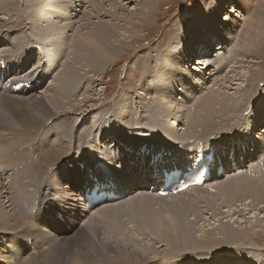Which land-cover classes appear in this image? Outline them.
Segmentation results:
<instances>
[{"label":"rangeland","instance_id":"rangeland-1","mask_svg":"<svg viewBox=\"0 0 264 264\" xmlns=\"http://www.w3.org/2000/svg\"><path fill=\"white\" fill-rule=\"evenodd\" d=\"M31 1L33 2L34 0ZM46 1L47 0H42L41 2H38L35 0L33 5L29 3V0H0V26L2 27L0 31V60H2L3 68L7 72H9L6 81L10 78L16 77V72L19 70L18 68L20 67V61L26 60V51L23 50L22 53L20 54H13V48L8 47V45L11 41L14 43L16 48H19L24 42L27 45L34 44V39H36L38 35H36L37 33L33 30V27L38 30L39 34H40V30L36 27L35 24L33 25V22L38 20L40 17H42V12L44 9L40 7L46 6L48 4L46 3ZM58 1L62 4L63 3L66 4L63 0H58ZM87 1L88 0H86L84 3L83 0L82 1L67 0L68 4L63 5L65 11H63L60 15L63 16L64 20L60 23L62 25V33H64L66 39L69 38V40L67 42V45L60 46V47H65L64 50L67 52L66 58H64V60H62L60 63H57L58 62L57 60L58 59L60 60V58H58L56 55H54L53 58H51L53 62L56 61L55 64L57 65V70L54 73L53 77L50 79L48 77L43 78L41 80V83H43L44 86L39 88L38 91L32 97H28L24 100H21L22 103H19L18 105H13V102L10 103V106L7 107L9 109L7 110H5L3 107V101H2L3 95L0 96V129L6 128L5 132H6V140H7L5 141L6 143L2 142L5 143V148L1 149L0 146V159H2L0 162L4 163L3 166L6 164L4 167H2L1 165L0 169H4L7 165H9L10 160H15L14 163L16 162V164L23 163L22 164L23 167H28L30 169V167L32 166L31 156H30L32 150L29 146L31 145L30 143L32 142H30L27 139V136L25 135L29 134L28 136L30 138L35 136L36 137L35 139L37 140L40 139L42 136L51 141L57 140V135H58L61 139L70 143V139L72 138V136L76 132L81 131L82 128L80 127L82 125L84 127L90 126L85 130L90 131L93 128L94 133H91L93 134L92 136L81 137L80 139H78V142L75 144L76 146L75 148H77V150L80 151V155L83 154L82 155L83 157L80 156L79 158L81 159V166L79 167L76 164L77 169H86L87 160H88L87 159L88 155H86L88 151L86 149L88 147L87 145H85V143L86 140L90 142L91 137H95L96 139H99L98 140L99 143L102 142V141L100 142V140L103 139L106 140V138L111 140L112 138H114L115 139L114 143L112 144V140H111L110 142L111 144L108 145V148L104 146L102 147L103 148L102 150L103 151L106 150L104 151V155L107 156L108 152L110 153L112 152L111 154L112 155L115 154L116 155V156L114 155L115 158L120 160L122 158L119 153L120 149H124L125 147L124 145L121 144V142L128 144L127 142L128 140L130 139L139 140L138 137L142 136V134L140 133L135 134V130H137L138 126L145 124L148 129L153 131L154 129L153 126L148 124L147 122L150 119H153L157 124L160 123L159 118L158 120H156L158 117L157 108L159 111V115L161 117L165 119L169 117L167 116L165 110L159 108L162 106L166 109H169L167 105H171L172 95L170 94V97L167 95H169V93L172 92L168 89V87L172 88L173 91L175 92L174 99H179L180 97L178 95L184 91L186 93V95L183 97L184 99L182 98L183 100L182 99L176 100L175 102L172 103L171 106L172 109L177 108L179 111L181 110L180 112L182 115L177 120L173 121V123L164 126L165 128L163 129L165 133L169 134L168 135L169 140L168 138L166 139L165 136L166 134H164L163 132V135L161 137H158V138H162L161 141L158 142V144L160 143L159 145L161 148H159L158 146L154 147L153 145L154 140H156L157 136L149 138L150 142L140 141L138 142V145L142 147L137 149L134 148V151L128 153L129 155L126 153L124 160L115 164L116 168L114 170L117 172L116 173L117 179L121 180L124 178H129L132 175V173H134V170L136 173L139 172L136 170V168H138V162L140 160L139 159L140 150L145 152L147 156L152 157L157 153H163L165 156H168V153H170L171 148H176V149L182 148L184 154H189L201 147L202 141L204 140V137L207 136V134H205L204 136L203 134L200 135L202 141L198 140L199 138H196L195 140V134L197 133L199 135V133L203 131L201 130L202 128L200 126V122H198V118L193 116L195 115L196 112L195 100H194L195 96L201 94L206 95V93L209 90L218 91V93L221 95L220 98H222L224 101H226V98H223V96L225 97L226 95L237 96L239 94L240 88L242 89L244 87L246 80L244 81V79L243 80L240 79L238 81V85L233 84V88H231L232 81L235 78V76H239L240 71L243 74L249 73V68L254 72H259L262 75H260L259 78L260 80H257L256 82L247 85L245 90L242 92L243 94L242 97L245 98L247 102V107L245 106L244 107L245 109L243 108L240 110H235L236 112L240 111L239 114H236V117L238 115L239 118L241 117L242 119V117L245 116L249 104L251 107L254 106L256 104L255 99L259 97V95L264 94V86H263L264 61H261L260 64L247 62V65H244L246 61H251L254 59V57L251 56L252 50H255L256 48L262 47L264 45V36H263L264 35V2H262L261 0L259 1L247 0L248 3L250 1L252 2V4L247 7L245 6L246 4L243 3L242 5V2L238 0L236 4L232 5L233 7H237L239 13L233 14L232 18L229 19V21L225 20L224 23H222L229 27V32L227 33L229 37L227 35H224L222 41L218 40L220 49L222 52H225V55L222 56L223 58L221 57L223 60L220 59V61L221 60L222 61L221 62L219 61L217 63L215 59L216 53L214 51L213 57L204 60L203 66L206 69H208L207 72H209V74L207 77L208 80H206L207 83L205 82L206 85L204 84L201 89L195 88L193 83H191L192 81H190V75H188L187 69L189 65H192V63H194V60H192V58L190 59V62L187 63L186 65L187 67L185 66V68L182 71L183 77L187 79L186 83H184V87L179 86V84H182L180 83L181 81L177 80L174 82V80L177 79L180 74L175 75L174 73L171 72L172 71L176 72L181 70L180 69L177 70L175 62L172 61L173 54L171 52H173V50L169 52L167 51V49L173 47L176 48L177 51L183 54L185 52L187 53L188 51H191L192 47L197 45V39L194 36V32H196L197 30L196 28H198L201 25L202 21L198 20V18L195 19V21L194 20L189 21L188 19L189 18L191 19V17H187V16L189 14H193V12L197 10L199 11L196 13V15L202 10L205 11L207 8L210 7L216 8V5L214 4L215 1L218 0H206L207 2L205 3L203 2V0H147L146 2H142V0H124V1L112 0V1L103 2L104 7H106L109 11L108 14L102 10V6H103L102 4H101L102 5L101 8H99L100 10H98L96 8V5L98 7V4H96L95 0L94 1L92 0L89 3H87ZM111 2L113 4H111ZM230 3H234V1H231ZM36 4H38V6ZM73 4H75V6ZM197 4L200 5L197 8V10L191 9L192 6H195ZM27 5L29 6L31 5V7L34 9L31 20L32 21L31 30L29 29L28 26L24 25V21H25L24 19L28 17ZM35 5L37 7V10L35 8ZM226 11H229V9H225V12ZM133 14L135 15L136 18L135 28H134L135 25L131 27V24L127 23V21H125L123 18L129 15L132 16ZM210 14L211 12L206 14L207 17H210ZM113 21H115L114 23L120 25V27L115 31L116 33L115 39L119 40L118 42L116 41V45L118 44L119 46L115 47L114 45H111L108 46L106 49L105 47H103L102 48L104 50L103 53L101 55H98L97 58L91 60L90 55H88V53L94 52L96 49L95 45L93 46L90 43V41L92 43L94 42V35L92 34L93 27H95L97 23L104 25L103 22H106L107 25H109L108 23L110 22L113 23ZM236 21L246 26L245 31L242 33V35L236 36L237 38L231 37L230 35V29H232V27L235 25L234 23H237ZM89 22L90 24H88ZM194 22H196L197 24ZM45 24H47V21H45ZM201 26H202L201 28L204 29V31H207L209 29V26L206 23H202ZM68 27L69 30L71 29L70 31L68 30ZM202 29L200 31L201 35H202ZM168 32H171V36L167 42H164L163 34ZM77 33L78 35H76ZM25 34H27L26 37H23V35ZM73 34H75V36L71 37V35ZM6 35H9L11 37L10 41L1 39ZM79 35L83 37V39L87 43V48L84 51V53L86 54L83 56H81V54L83 53L82 49H78L76 45L72 46L73 40L75 41ZM180 35L181 38L183 39V41L181 42H180ZM16 36L17 38H21L19 39V42L16 41ZM249 38L250 41L248 40ZM251 38H253L254 41ZM209 40L210 38H207L203 42H205V44L207 45L208 44L210 45ZM233 40L235 45L233 44ZM215 41L216 39L214 40V42ZM4 42L5 44H3ZM48 42L49 41H47V43ZM60 42L61 41L57 39V44H59ZM240 42L242 43L243 47L246 45H248V47L246 46L247 48L246 47L243 48ZM249 43H251V45ZM260 44H262V46ZM228 45L229 47L227 48L226 46ZM248 48L250 49L251 52L249 51ZM211 49H213V46H211ZM228 49H230V51L232 52H230ZM245 49H248V52ZM226 51L229 52V54H227ZM163 55H165V57H163ZM227 55H229L228 60L225 59L228 58L226 57ZM86 56L89 57V60L87 59ZM37 58L39 59V57ZM67 58H69V61L71 59L72 62H74L75 60V63H77V65H79V63L82 61V64H84L85 66L84 65L82 66L84 67V69L83 68L79 69L77 78H75L71 83V85H69L68 90L69 91L72 90V92L69 93L68 91L67 93V95L69 94L68 98L65 99L61 94L62 106L61 108H59L55 105L52 106L50 101H43V100L45 99L46 93H50L51 90L54 88L52 87L54 86V81L56 80L57 75H60L59 71L60 69H62L61 67H63L62 66L63 63L64 64L66 63ZM106 59H108V62H106ZM164 59L165 61H163ZM213 61L216 63H214ZM195 63H197V61H195ZM212 63L216 65H213ZM162 64L163 66H161ZM164 64H166L167 66ZM225 64L228 66H226ZM198 65L200 67V64ZM217 65L219 67H217ZM13 66L15 67V69ZM25 68L26 67H24V69ZM37 70L35 68L25 69V74L29 77H32L33 75H37L39 73L40 70L39 69ZM32 71H34L33 75L31 73ZM167 71L169 74L167 73ZM170 74L171 76H169ZM160 76L162 77V80L164 78L166 79L168 77H171L172 80L168 81L171 84L168 85L166 84L167 82L165 81L166 85L164 86L161 84V82L155 81V79L157 78L160 79ZM76 82H78L77 83L78 86L75 84ZM17 86L13 89V91H10V93L13 94L14 91H16ZM199 86L201 87V84ZM235 87L236 88L240 87V88L239 90H236ZM166 89L169 90V93H166ZM162 93L165 94L164 97ZM40 96L42 97L40 98ZM16 98H20V97H16ZM197 98L198 100L196 102V105L200 104L202 98L204 102L202 100L201 103H207L206 102L207 97L199 96ZM143 102H148L144 108L142 107ZM208 102H210V99H208ZM72 106H73V110L69 111V109H71ZM203 107L204 106L202 104L200 106V109H198V107L197 109L200 111L201 109H203ZM54 109L57 113L54 112ZM32 112L34 113L33 116L29 119V121L26 120V116L28 114H31ZM119 113H123L124 118L128 116L131 117L133 121L130 122V124L132 125L127 127L126 125L124 126V122H122L123 124H121V121H123V119L121 118L123 116ZM34 117H38V118L40 117V119L38 120L36 126H34L33 129H30L31 131L28 132L27 128L29 129L33 127L29 123L31 122V119ZM249 118L248 120L247 119L243 120V122H245L244 124L243 122L233 124L229 130H225V127L223 126L221 128V131H219V134L217 135L218 138L220 139L227 135L231 136V134L234 135L238 133L240 129L242 134H244L243 131H245L246 135L249 133L252 134L251 136L252 138L247 137V140H249V142L252 139L253 141L255 140L254 143H251L253 146L256 145L259 148V146L262 145L264 147V141L262 139V137H264V133L262 132V130L256 131V128L260 127V121H259L260 119L255 122L257 124L254 123V127L257 126L255 129L250 128L249 130H247L245 129L244 126L245 124H247V122H249ZM170 119L171 118H168V120ZM227 122L228 120L226 121L223 120L221 124L225 125ZM118 123H120L121 125L119 124L120 126H118ZM159 125L160 126L158 127L161 128V123ZM248 126L250 127L249 124ZM139 130L140 129H138L137 131ZM1 131H3V129H1ZM142 133H144L143 130ZM183 134H186L185 137H181ZM228 137L229 136H227V138ZM118 139H121L122 141H118ZM224 139H226V137ZM256 140L258 141L256 142ZM43 143H46V141L43 140ZM144 143L153 146L155 148V152L153 154H148L145 151V148L143 147ZM49 144L51 145V142H49ZM83 145L85 146L83 147ZM130 145L133 144L131 143ZM163 145L165 147H163ZM252 145L249 146L250 148L247 147L246 149L247 154L251 150ZM263 147H260L259 149L263 150L264 149ZM81 148H83L84 150H82ZM163 150H165V152ZM13 152H15L16 154L14 155ZM227 152L228 154L230 152L228 148L226 150V154ZM72 153L73 154H71L70 158L66 160V163H64L61 166V169L63 170V177L59 180V182L63 184L61 186L63 188L69 186L70 177H71L70 169L72 164L76 163L74 161L73 163H70L72 161V158L76 157L74 152ZM239 153H244V152L242 151L237 152L236 155L234 156V158L237 159L236 161L238 163L237 164L238 168L225 172L223 174V179L225 180L227 179L228 181L227 180L226 181L231 185L234 186L241 185L242 188H244L245 190L251 189L255 193L257 189H255L253 186L251 187H246V186L249 185L250 179L258 180L260 184L264 186V169L262 170L263 168L262 167L258 171V174H256L255 176H251L250 178V172L249 171L247 172V168H245L244 163L242 162L243 159L240 158L243 157L242 156L243 154L240 155V157L238 158ZM90 154L92 155L93 152H90ZM248 155L252 156L253 154L249 153ZM15 157H17L18 159H13ZM216 159L217 160L222 159L223 161L221 160V163L225 166L228 165L229 164L228 161H230V159H225L224 155H218ZM114 160L117 161L116 159ZM90 162L91 161H89V163ZM64 166L66 169L64 168ZM247 166H250V161H247ZM51 173L57 175L56 172L54 171H52ZM11 174H12V170H9L2 174L3 182H1L0 180V196H2L3 199H0L1 201L0 203L4 205L11 204V206L15 207L13 200L16 199L17 193L15 192V188H13V185L10 184L11 182L10 180L15 176ZM137 177L141 182V179L143 177H141L140 174H137ZM40 180H36V182L32 186L33 189L31 192L32 203H28V202L26 203L27 205L30 204V207H28V209L26 208L27 209L26 214L28 215L29 213H31V218L32 219L36 218L37 221H41L43 225L45 224V222H47V219L45 218L44 214H40V210L42 209V206L45 205L47 207H53V202L56 203V200L54 198L59 200L58 195L49 196L47 194L49 198L46 197L47 198L46 201L43 198L46 195L47 189H52V187L54 188L55 185L58 186L57 185L58 180L56 181L51 180L49 184L43 188H41V183H39ZM147 180H149L147 182L150 184L152 177L150 175L147 176ZM51 182H52V186H51ZM219 187L221 186L217 184H214L213 187L211 188L201 186L198 189H195V191H193L190 194H187L185 191L178 193V194H183L180 195V197H174L173 195H169L167 197L159 195L161 197H158L155 195L154 192H151V189H147L146 191L143 192L144 188H142L141 189L142 191L140 190L141 192L140 194H144V197L142 199L143 201L140 200L139 202H136L133 205L126 204V202H128V200L130 199L131 202L133 201V194H132L126 196L125 200L123 201V202L126 201L125 203L120 201L118 202V204L111 205L110 214H107L104 217H102L100 216L101 214L97 212L95 216L103 218V220H99L97 224L92 223L89 226L86 224V222L82 220L83 225L77 226V228L75 227L76 229L75 231H73L74 240H71V245L69 247H62L58 249V252L60 254L58 253L57 255H55L51 251V247L52 245H54L51 243L61 242L63 244H67L68 246L70 241L68 242V241L51 240L50 238L55 232L54 228H52L51 233L45 234L44 231L36 228V226L34 225L35 223H33V226L35 227L33 228L35 231H32L31 229H28V231H30V233L33 235L29 237H33L32 239L33 241H35L36 247L33 248L32 244L28 243L26 238L20 237L24 235L23 233L22 234L14 233L15 234L14 236H16L15 237L16 240L19 242L17 243L18 250H16L15 252L16 255H14L15 253L10 252V250L14 248V247H10L12 245L11 236L13 234L7 235L2 231L0 233V243H1L0 252L3 253L5 251V247H8L7 248L8 257L12 260L10 264H40L34 261L35 258L42 259L43 260L42 264H47V263L59 264L60 260L63 261V264H73V263L74 264H85V263L122 264V259H126V260L136 259L137 261L139 260V263L137 264H169V263L170 264L216 263L217 264L218 257L221 258L218 264H222L223 261L224 263L227 262L230 264H240L241 262H247V264H252L253 262L259 263L261 261V263L264 264V205L263 203L256 201L255 204L257 205V207H255L252 205L254 204L252 200H248V201H252L251 203L245 201L237 202L235 194L231 190L219 189ZM77 189L78 188H76L75 190ZM39 192L41 193V195ZM246 195L252 199L250 195L248 194ZM35 196L38 197L36 198ZM66 196H68V194H65L63 191L62 195L59 197H61L60 199H62L63 197ZM232 196H234L235 198L234 200L232 199ZM79 198L81 199V201L77 200L80 202L78 205L75 204V209H77L79 206L80 207L82 206L83 202H82L81 193H79ZM187 199L190 200V206L184 204L186 203ZM4 200L6 202H4ZM33 200H36V202L33 203ZM141 202H143V204H141ZM112 203H116V202H112ZM195 203L198 204L202 209H204L199 214L195 213V211L189 208L191 206L195 208ZM56 204L61 205V201ZM117 205L120 208L119 207L117 208ZM210 206H215L216 210L209 209ZM6 209H10V208H6ZM67 211L70 210L67 208ZM197 215L199 216V218L197 217ZM82 216L85 217L86 214L84 215V213H81L80 217L82 218ZM86 217L88 218L89 216ZM42 218H45V220H43ZM136 219L137 222L135 221ZM222 221L225 223L228 222V224L230 223L231 225H234L237 228H242L244 230H247V232L246 233L243 232L242 234L239 235L238 232L233 230L235 234L229 235L228 236L229 239H228L225 236V234H223V232H220L218 230L220 228V223ZM152 223H156V225H153ZM239 225L241 227H239ZM60 226L65 231H68L66 228H64V225L60 224ZM92 226L94 227L93 229ZM157 226L164 229V231L162 232L160 229L155 230V227ZM129 227H131V232L133 233V235L131 234ZM212 227H215L214 230L216 231V234L215 236H213L212 241H216V242L210 244L207 242L208 240H206L207 239L206 232L208 230H212ZM89 230L94 232L93 241H89L88 236H80V235L75 236V233L79 231H89ZM178 231L181 232V235L180 233H178ZM228 231H230L231 233L233 232L231 230ZM166 233H168L169 235ZM25 234L28 233L25 231ZM44 241H48L46 243V245L48 244L47 247L45 245V248H43L44 252L41 250L40 254H37L36 257L29 258L30 257L29 252H35L38 249L37 246L38 243L42 244L44 243ZM117 243L122 244L125 250H122L123 248L118 247ZM129 243L131 244V246ZM19 250H21V252ZM132 254H137L135 256L136 258H134ZM206 259L211 261L206 262ZM2 261L3 260L0 259V264H3ZM72 261L75 262L72 263ZM131 264H135V263H131Z\"/></svg>","mask_w":264,"mask_h":264},{"label":"bare ground","instance_id":"bare-ground-1","mask_svg":"<svg viewBox=\"0 0 264 264\" xmlns=\"http://www.w3.org/2000/svg\"><path fill=\"white\" fill-rule=\"evenodd\" d=\"M34 1L32 2L31 0H29V3L34 5ZM36 1L41 2L42 0H36ZM50 1H54V0H50ZM50 1L47 0L46 3L50 2ZM63 1L66 4H68L67 0H63ZM85 1L86 0H83L84 3H85ZM91 1L92 0H88L87 3L91 2ZM107 1H112V0H95L96 4H98V7L96 5V8L98 10H100L99 8H101V6L103 5V2H107ZM146 1L147 0H142V2H146ZM231 1H234V3H230ZM238 1L242 2V5H243V3L246 4L245 5L246 7L247 6H250L252 4L251 1L248 3L247 0H238ZM261 1L264 2V0H261ZM203 2L205 3L207 1L206 0H203ZM236 2H237V0H218V1H215V4H214V5H216V8L215 7H210V8H207L205 11H203V10L200 11L196 16H195V14L192 15L191 19H193L195 21V19L198 18V20H201L202 21L201 22V25H202V23H206L209 26V29L207 31H204V29L201 28L202 27L201 25L198 28H196L197 30H196V32H194V36L197 39V45H195L194 47H192V50L191 51H188L187 53L185 52L183 54V53L177 51L176 48H173V47L167 49V51H169V52H171L173 50V52H171L173 54V57L171 56L172 57V61L175 62V65H176L177 70L178 69L181 70V71H176V72L175 71L174 72L172 71L171 72V73H174L175 75H179L180 74L178 76V78L174 80V82L177 81V80L178 81H181L180 83H182V84H179L180 87H184V83H185V77H183V72L182 71L185 68V66L187 65V63L190 62V59L194 56L195 51H196V54H197V53H199V50L201 49V47L210 48L209 54H206L205 55V58H200L199 57L201 59V62L199 60L197 61V63H199L200 65H201V63L204 65V60L205 59L214 56V51H212L211 47H209V46L210 45H213L214 43H215L214 45H218L219 46L218 40L219 41H222V38H224V35H227L228 36L227 33L229 32V27L226 26V25H224V24H222V23H224L225 20H228L229 21V19L232 18L233 14L239 13L238 10H237V7H233L232 6L233 4H236ZM55 4L57 5L56 8H51L50 10H45L44 9L43 12H42V17H40L38 20H36V21L33 22V25L35 24L36 27L40 30V34H39L38 30L35 29L32 26L33 27V30L37 33V34L36 33L35 34L38 35V37L36 39H34V44L27 45L24 42L23 44L21 43L22 45L19 48H16L15 45H14V43L12 41L9 43V45L6 44V45H8V47L13 48V54H20V53H22L23 50L26 51V60L20 61V67L18 68L19 70L16 72V77L15 78H10L7 81H6V79L8 77V73L9 72H7L3 68L2 60H0V96L3 95L2 96V101H3V107H4L5 110L9 109L7 107H9L10 106V103H12V102H13V105H18L19 103H22L21 100H24V99L30 97V94H32L33 92H35L38 89V84L41 83V80L43 78H46V77L49 78V75L52 74L56 70V66H57L55 64L56 61L53 62L52 59H51V58H53L54 55H56L58 58H60V60L63 59L64 57L66 58V53L67 52L64 50L65 47H60V46L61 45H67V42H68L69 38H67L64 42H60L59 44H57V38L59 36H62L61 35L62 34V25H61L60 22H62L64 20L63 19V16H61L60 14L63 11H65V9H64L63 5H61V3L58 0H56V3ZM111 4H113V3L111 2ZM36 5L38 6V4H36ZM36 5H35V7H36ZM27 6H28V9H27L28 10V14L27 13L26 14L28 15V17L26 19H24L25 20L24 21V25L25 26H28L29 29L31 30V22H32L31 20H32V16H33L34 9L31 7V5L30 6L27 5ZM225 9H229V11H226L225 12ZM102 10L105 13H107V14L109 12L108 9L106 7H104V5L102 6ZM198 11L199 10L194 11V12H198ZM209 12H211L210 17H207L206 14H208ZM239 16H240V14H239ZM201 17H202V19H201ZM123 18H124L125 21H127V23L131 24V27H133L135 25V19L136 18H135V15L134 14L132 16L129 15V16H127V17L125 16ZM45 21H47V24H45ZM114 22L115 21H113V23H111V22L108 23L109 25H107L106 22H103L104 25H101L100 23H97V25L95 27H93L92 34L94 35V42L92 43L90 41V43L93 46L95 45L96 49H95L94 52L88 53V55H90L91 60L97 58L98 55H101L103 53V51H104L102 49L103 47H105V49H106L108 46H111V45H114L115 47H118L119 46L118 44L116 45V41L118 42L119 40L118 39H115V36H116L115 31L120 27V25H118V24H116ZM194 23H196V22H194ZM88 24H90V22ZM234 24L235 25L232 27V29H230V35H231V37H236V36L242 35V33L245 31V27L246 26L245 25H242L239 22L234 23ZM255 26H253V27H255ZM135 27H136V25L134 26V28ZM1 29H2V27L0 26V31H1ZM201 29H202V35L200 33ZM68 30H69V27H68ZM111 30H112V32H111ZM27 34H25L24 36L26 37ZM76 35H78V33ZM72 36H75V34L71 35V37ZM207 38H210V40H209L210 45L209 44L207 45V44H205V42H203ZM215 39H216V41L214 42ZM251 39L254 41L253 38H251ZM248 40L250 41V38ZM16 41L19 42V38L16 39ZM47 41H49V42L47 43ZM95 41H98V42H95ZM181 41H183V39L181 38V35H180V42ZM261 42H262V40H261ZM236 43H238V42H236ZM253 43H255V42H253ZM3 44H5V42ZM231 44H232V41H231ZM233 44L235 45L234 40H233ZM249 44L251 45V43H249ZM73 45H76L78 49H82L83 53L81 54V56H83V55L86 54V53H84V51L87 48V43L85 42V40L83 39V37H81L79 35L75 41L73 40L72 46ZM250 45H249V47H250ZM260 45L262 46V44H260ZM25 46H27V47H25ZM241 46H242V43H241ZM246 46L248 47V45H246ZM246 46H244V47H246ZM51 47H53V48L50 49ZM226 47L228 48L229 45L226 46ZM219 48H220V46H219ZM248 49H245V50H247V52H248ZM228 50L230 51V49H228ZM249 51H250V49H249ZM230 52H232V51H230ZM226 53L229 54V52H227V51H226ZM224 55H225V52H222L221 49L218 50V52L215 55L216 58L214 57L216 59V62L218 63L220 61V59L223 58L222 56H224ZM249 55H248V58H249ZM228 56L229 55H227L226 57H228ZM251 56H253L254 59L251 60V61H246L244 63V65H247V62L248 63L253 62L254 64H260L261 61H264V45L262 47L256 48L255 50H252V55ZM37 57H39V59ZM47 57H48V59H46ZM86 57L89 60V57L88 56H86ZM163 57H165V55H163ZM214 58H213V60H214ZM225 59L228 60L229 57L228 58H225ZM66 60H67L66 63L65 64L63 63V65H62L63 67H61L62 69H60V71H59V74L60 75H57V78H56L57 81L56 80L54 81V86H52L54 88L51 90L50 93H46L47 91L45 92L46 95H45V99L43 100V101H50V103L52 104V106L55 105V106H57L59 108H61V106H62L61 94H62V96L65 99L68 98V95L69 94L67 95V93L69 91L68 90L69 85H71V83L73 82V80L75 78H77V75L79 73V69H82V68L84 69V67H82L84 65V64H82V61L79 63V65H77V63H75V60H74V62H72L71 59L69 61V58H67ZM163 61H165V59ZM106 62H108V59H106ZM216 62H214V63H216ZM166 64H167V62H166ZM166 64H164V65H166ZM231 64H232V62H231ZM195 65H196V63H192V65H189V67L187 69L188 70V75H190V77L192 78V82H193V85L194 86L200 87L199 85L201 84V87H200V89H201L203 87V85L205 84V82H206V79H207V75L208 74L206 73V75L204 77L200 76V74H199V71H200L199 70L200 69L199 68V65L197 67H195ZM213 65H216V64H213ZM58 66H59V64H58ZM161 66H163V64ZM166 66H165V68H166ZM226 66H228V65H226ZM24 67H26L25 69L35 68L36 70L39 69L40 71H39V73L37 75H33L32 77H29V76H27L25 74ZM217 67H219V66L217 65ZM231 72H233V71H231ZM167 73H168V71H167ZM260 75H262V74H260L259 72H254L250 68H249V73L243 74L240 71L239 72V76H235V78L233 79L232 84H231V88H233V84H235V85L237 84L238 85V81L240 79H242V80L244 79V81L246 80V83H245L244 87L241 85L243 87L242 89L239 87L240 90H239L238 87L237 88L235 87L236 90H239V94L237 93L238 94L237 96H231V95H226V97L223 96V98H226V101H224L222 98H220L221 95L216 90L215 91L209 90L206 93V95L205 94H201V95L195 96V99L194 100H195V110H196V112H195V115H193V116H195V117L198 118V122H200V126L202 128L201 130H203V131H201L199 133V135L197 133L195 134V140H196V138H199L198 140H201V136L200 135L203 134V136H204L205 134H207V136L204 137V140L203 141L201 140L202 141L201 147L199 149L195 150L194 152L189 153V154H184V152L182 151V148H180V149L171 148L170 149V153L174 157L173 158V164H172L173 166L172 167H169L170 163L172 162V161H169V159H170L171 156H165L163 153H157L156 155H154V156L151 157V156H147L145 152H143L142 150H140V155H139V159L140 160L138 162V168H136V170L139 171V172L136 173L135 170H134V173H132V175L129 178H124V179H121V180L117 179V176H116V173L117 172L114 170L116 168L115 167V164L118 163V162H120V161H123L124 158H125V154L126 153L128 154L129 152L134 151V148L137 149V148L142 147V146H139L138 145V142H140V141L150 142V139L149 138H151V137L157 136L156 140H154V144L153 145H154V147L155 146H158L159 148H161L160 145H159L160 143L158 144V142L161 141L162 138H158V137H161L163 135V132H164L163 129L165 128L164 126H167V125L173 123V121L177 120L182 115L181 112H180L181 110L179 111L177 108H175V109H172L171 108L172 103L175 102V99H174L175 92L170 87H168V89L172 93H169V90L166 89V93H169V95H167V96L170 97V94L172 95L171 105H167V107L169 109H166V108H164L162 106L161 107L158 106V107L160 109H162V110H165L167 116H169L168 118H171V119L168 120V118L165 119V118L161 117L159 115V111H158V108H157V116L158 117H157V119L156 118L155 119L158 120V118H159L160 123H161V128L158 127V126H160L159 125L160 123L157 124L153 119H150L147 122L148 124H150V125L153 126V128H154L153 131L150 130V129H148L145 124H142L141 126H138L137 127V130L138 129H140V130L139 131L135 130V134L140 133V134H142V136H139L138 137L139 140H134V139L128 140L127 141L128 144H125V143H122L121 142V144L124 145L125 147H124V149H120V152L119 153H120V156L122 157L120 160L117 159V158H115V156H116L114 154L115 152L113 153L115 156L111 154L112 152L111 153L108 152V155L106 156V155H104V151H106V150H104V151L102 150L103 149L102 147H104V146H106L108 148V145L111 144L110 143L111 140H112V144H113L114 143V140H115L114 138H112L111 140L108 139V138H106V140L105 139L100 140V142L101 141L102 142L99 143V141H98L99 139H96L95 137H91L90 138L91 139L90 142H88L86 140V143H85V145H87V147H88L86 149L88 151V153H86V155H88L86 169H77V167H76L77 165L79 167L81 166V159H79V158H80V156L83 155L82 154L83 151L81 152L82 155H80V151H78L77 148H75L76 147L75 144L78 142V139H80L81 137H86V136H92L93 135V134H91V133H94L93 128L90 131L85 130V129L89 128L90 126L84 127L82 125L80 127V128H82L81 131L76 132L72 136V138L70 139V143H68L65 140L61 139L58 135H57V140H53V141L48 140V139H46V138H44L42 136H41L40 139L37 140V139H35L36 138L35 136L30 138L28 136L29 134L28 135H25V136H27V139L30 142H32V143H30L31 145L29 146L31 148V150H32V153L30 155L31 156L32 166L30 167V169L28 167H23L22 166L23 163H19V164H16V162L14 163L15 160H10L9 161L10 162L9 165H7L4 169H0V175H1L0 176V180H1V182H3L2 181V174L5 173V172H7V171H9V170H12V174L11 175H14L15 176L12 179L10 178L11 179L10 180L11 181L10 184L13 185V188H15V192L17 193L16 199L13 200L14 201V204H15V207L11 206V204L10 205L9 204L4 205V204L0 203V233L3 231L7 235L13 234L11 236L12 245L10 247H14V248H12L10 250V252L11 253H15L16 250H18V247H17L18 244L17 243H19V242L16 240V238H15L16 236H14L15 235L14 233H18V234H22L23 233L24 235H22L20 237L26 238L27 241H28V243L32 244L33 248L36 247L35 241H33V239H32L33 237H29V236H33V235L30 233V231H28V229H31L32 231H35L34 230L35 227L33 226V223H35L34 225L36 226L37 229H40V230L44 231L45 234L51 233L52 228H54V231L55 232H54V234L50 238L53 241L54 240L55 241L56 240L57 241H68V242L70 241V243L68 244V246H67V244H63L61 242L60 243H58V242H54V243L49 242L51 244H54L51 247V251L55 255H57L59 253L58 252V249H60L62 247H69L71 245V240H74L73 239L74 238L73 237V234H74L73 231H75V229L77 227L76 228H73L72 231H65V230H63V228L59 224L60 221H57V220L54 221L53 220L54 219V216L57 214L56 213L57 212V209L64 210L63 213H62V215L63 214H67L68 215L69 214L70 211H67V208L70 209V210H72V212L79 211V213H84V215L86 214V216H89L87 218L89 222H86L87 225L90 226L92 223L97 224V222L99 220H103L102 217H104L105 215L111 213V210H110L111 207L110 206L113 205V204H118V202H116V203H106V204H103V205H98V207H95L94 209H92V211H90L87 208V206H86L85 203H82V206L81 207L79 206L77 209H75V204L78 205L79 202L81 201V199L79 198V193L82 192L81 193V196H82V198H84L85 195H86V193L89 191L90 185L97 186L98 188H101V189H107L109 187V184H111V182H113L115 180L114 177L117 179V181H118L117 183L119 185H122L124 187V189H123V191H125V196L124 197L133 194V201L132 202H131V199L128 200V202L125 201L126 204L133 205L136 202H139L140 200L143 199L144 194H140L141 193L140 190L142 188H144L143 192L146 191L147 189H151V192H154L156 196H158V197L164 196V195L161 194L163 186L162 185H159V182H160L159 181V176H161V174H164L165 175L166 170L168 168H169L168 169L169 172L172 171V170H178V173L181 175V178H180L181 181L180 182H182L186 178V175L189 172L194 171L195 168L197 167V165L201 161H204L206 163V167L207 168L203 171V176L200 179V184H198L197 186L192 185V186H189V187H184L181 190V192L182 191H185L187 194H190L193 191H195V189H198L201 186H205L207 188H211V187H213L214 184H217V185L221 186V187H219L221 189H229V190H231L235 194V197H236L237 202L238 201H240V202L241 201H245V202H250L251 203L253 201L254 204H252V205L255 206V207H257V205L255 204V202L256 201H259V202H262L263 205H264V186L261 185L258 180L250 179L249 185L246 186V187L253 186L255 189H257L255 191V193H254L251 189L245 190L244 188H242L241 185L234 186V185L229 184L227 182L228 181L227 179H226L227 181L225 179H223V174L225 172H227L229 170H234V169L238 168L237 167V164L238 163L236 161L237 159H235L234 156L236 155L237 152H241V151L244 152V153H241V154H243V157H242L243 161L242 162L244 163L245 168H247V172L248 171L250 172V178H251V176H255L256 174H258V171L262 167H263L262 168V170H263L264 169V149L263 150L262 149H259L260 147H263V146L260 145L259 148L256 145L253 146L251 143H254L255 140L253 141V139H252V140H250V142H249V140H247V137L252 138L251 137L252 134L249 133V134L246 135L245 134V131H243L244 134H242L241 131H240V129H239L238 133H236L234 135H231L228 138L226 137V139H224V138L219 139L218 136H217L219 134V131H221V128L223 126L225 127V130H229L232 127L233 124H237L239 122H243L244 119H247L248 120L249 117H250L249 118V122H247V124H245V126H244L245 129H247V130H249L250 128L255 129L257 126L254 127V123L257 120H259V119H260L259 120L260 121V126L264 125V102H263V100H264V94L263 95H259V97H257L255 99L256 100V104L254 106L251 107L250 104H249L248 109L246 110L245 116L242 117V119H241V117L239 118L238 115L236 117V114H239L240 111H237V112L235 111V110L243 109L245 106L247 107V102H246L245 98L242 97L243 96L242 92L245 90V88L247 87V85H249L251 83H254L257 80H260L259 79L260 78ZM169 76H171V74ZM158 78L155 79V81L161 82V84L164 85V86L166 84H168V85L171 84V83L168 82L169 80H172L171 77H168L166 79L164 78L163 80H162V77L161 76H160V79H158ZM38 79H40V80L38 81ZM153 81H150V82H153ZM165 81L167 82L166 84H165ZM190 81H191V79H190ZM77 83L78 82H76L75 84L78 86ZM6 86H7V88H6ZM16 86H17L16 91H14L13 94L10 93V91H13V89ZM73 90H74V88H73ZM188 91H189V89H188ZM70 92H72V90H70L69 93ZM17 93H18V95H17ZM183 93L186 94L184 91H183ZM191 93H193V92H191ZM162 94H163V97H164L165 94L164 93H162ZM239 95H241V96H239ZM178 96L180 97V95H178ZM199 96L207 97L206 98L207 99V101H206L207 103H201L202 100H203V98H202V100L200 101V104L199 105H196V102L198 100L197 97H199ZM16 97H20V98H16ZM41 97L42 96H40V98ZM208 99H210V102H208ZM203 102H204V100H203ZM147 103L148 102H143L142 103V107L144 108L147 105ZM202 104H203L204 107H203V109H201L199 111L198 109H200V106ZM197 107H198V109H197ZM170 108H171V110H170ZM70 110H73V106H72L71 109H69V111ZM67 111H68V108H67ZM54 112H56L55 109H54ZM33 114H34L33 112L31 114H28L26 116V120L29 121V119L33 116ZM53 114H55V113H53ZM119 114H121L123 116L121 118V119H123V121H121V124H123L122 122H124V126L126 125L127 127L132 125V124H130V122L133 121L131 117L128 116V117H125L124 118V114L123 113H119ZM52 117H53V115H52ZM8 119H9V116H8ZM39 119H40V117L39 118L38 117H34V118L31 119V122L29 124L32 125L33 127L32 128H29V129L27 128V131L28 132L31 131L30 129H33L34 126H36V124H37V122H38ZM223 120H225V121L228 120V122L225 125H222L221 123H222ZM244 123L245 122H243V124ZM119 124L120 123H118V126L121 125V124L120 125ZM248 124L250 125V127L248 126ZM255 124H257V123H255ZM97 126H98V124H97ZM241 128H243V127H241ZM1 129H3V131H1ZM1 129H0V142H1L0 143L1 145L0 146H1V149H2V148H5V143H6L5 141H7V140H6V132H5L6 128L5 129L4 128H1ZM142 130L144 131V133H142ZM262 132L264 133V129H262ZM164 134H166L165 136H166V139H167L169 134L168 133H165V132H164ZM185 135L186 134H183L181 137H185ZM189 136H191V135H189ZM92 138H93V140H92ZM262 139L264 141V137H262ZM43 140H45L46 143H43ZM168 140H169V138H168ZM118 141H122V140L121 139H118ZM257 141L258 140H256V142ZM2 142H5V143H2ZM49 142H51V145L49 144ZM131 143L133 145H130ZM250 144L252 145V147H251V150L248 152V154L249 153L250 154H253L252 156L250 155L251 158L246 153L247 147L251 146ZM258 144H259V142H258ZM85 145H83V147ZM143 145H144L143 147L145 148V151L148 154H153L155 152V148L153 146H151L150 144L144 143ZM163 147H165V146L163 145ZM227 148L230 150L229 154L227 152L228 155L226 154ZM72 149H73V151H72ZM81 149L84 150L83 148H81ZM172 149H174V150H172ZM252 149H254V150H252ZM9 150H10V148H9ZM165 150H163V151L165 152ZM126 151H128V152H126ZM72 152H74V154L76 155V157L75 158H72V161L70 160L71 161L70 163H73V161L76 162V163L72 164L71 169H70V171H71V173H70L71 174V177H70L69 186L63 188V187H61L63 184L61 182H59V180L63 177V170L60 167L64 163H66V160L68 158H70L71 154H73ZM90 152H93V154L91 155ZM13 154L15 155L16 153L13 152ZM241 154H239L238 157H240ZM218 155H224L225 159H230V161H228L229 164L226 165V166L223 165L221 163V160L222 159H220V160H217L216 159ZM247 156H248V159L250 161V166H247L246 161H245V160H247ZM13 159H18V158L15 157ZM114 159H116L117 161H115ZM1 160L2 159H0V161ZM89 161H91V162L89 163ZM3 164L4 163L0 162V166L2 165V167H4L6 165L5 164L3 166ZM164 167H166L165 170H162ZM64 168H65V166H64ZM117 170H119V169H117ZM52 171L56 172L57 175H55L54 173H51ZM135 173H136V175H135ZM137 174H140L141 177H143L141 179V182L138 179ZM49 175H50V177H49ZM149 175L152 177V180H151L150 184L147 182V181H149V180H147V176H149ZM231 175H232V173H231ZM229 177H231V176H229ZM40 179H43V180H40ZM36 180H40L39 183H41V188L47 186L51 180H54V181L58 180V182H57V185L58 186L55 185V187L54 188L52 187V189H47L46 188L47 189V192H46V195L45 196L43 195L44 196L43 199L46 201L47 198H49V196L58 195V199L61 201V205H58V204H56V203L53 202V207H47V206L44 205V206H42V209L41 210L39 209L40 210V214H44L45 215V218L47 219V222H45V224H43L44 226L42 225L41 221H37L36 218H33L32 219L31 218V213H29L28 215L26 214V211H27L28 207H30V204H28L29 205L28 206L26 203L27 202L28 203H32V200H31V192L33 190L32 189V186L34 185V183L36 182ZM68 180H69V178H68ZM89 181H91V182H89ZM223 182H226V183H223ZM51 186H52V182H51ZM75 187L78 188V189L75 190L76 189ZM63 191H64L65 194H68V196L63 197L62 199H60L61 197H59V196L62 195V192ZM178 193H180L179 190H176L175 193H172L170 195H173L174 197H180V195H183V194H178ZM47 194L49 196H47ZM246 194L250 195L252 197V199L249 198V196H247ZM35 195H36V193H35ZM40 195H41V193H40ZM159 195H161V196H159ZM0 199H3V197L0 196ZM232 199L233 200L235 199L234 196H232ZM77 200H80V201H77ZM248 200H252V201H248ZM4 202H6V201L4 200ZM35 202H36V200H33V203H35ZM125 202H123V203H125ZM205 202H207V201H205ZM141 204H143V202H141ZM184 204L190 206V200L187 199L186 200V203H184ZM25 205H27V206H25ZM77 205H76V207H77ZM32 207H31V209H32ZM118 207L119 206L117 205V208ZM6 208H10V209H6ZM189 208H191L193 211H195V213H198V214L201 211L204 210V209H202L196 203H195V208L192 207V206L189 207ZM209 209H215L216 210V207L215 206H210ZM97 212H99V214H101L100 216H102V217H96L95 214ZM197 217L199 218L198 215H197ZM45 218H42V219L45 220ZM82 218H83V216H82ZM73 219H77V217H73ZM110 219H112V218H110ZM35 221L38 222V223H36ZM135 221L137 222V219ZM119 223H120V221H119ZM139 224H140V222H139ZM152 224L153 225H156V223H152ZM239 227H241V226L239 225ZM93 228L94 227L92 226V229ZM101 228H103V227H101ZM157 229H160L162 232L164 231V229H162L159 226L155 227V230H157ZM214 229H215V227H212V230H208L206 232V234H207V239L206 240H208L207 242L210 243V244L216 242V241H212L213 236H215V234H216V231ZM160 230H158V231H160ZM218 230L220 232H223V234H225V236L227 238H228L229 235L235 234V232L233 230H235L236 232H238L239 235L242 234L243 232H245V233L247 232V230H244L242 228H237L234 225H231L230 223L228 224V222L225 223L223 221L220 223V228ZM228 230H231L233 232L231 233ZM25 231L28 234H25ZM178 233H180V235H181V232L180 231H178ZM166 234H168V233H166ZM20 237H18V238H20ZM232 237H233V235H232ZM22 238H20V239H22ZM40 238H41V235H40ZM56 238H58V239H56ZM176 238H177V236H176ZM47 242L48 241H44V243H42V244H39L38 243V245H37L38 246V249L35 252H29V255H30L29 258H34V257L37 256V254H40L41 250L43 251V248H45V245H46ZM47 245H46V247H47ZM220 245H221V243H220ZM130 246H131V244H130ZM0 247H1V243H0ZM118 247L123 248L122 250H125L124 246L122 244H120V243L118 244ZM7 248L8 247H5V251L3 253L0 252V256H2V257H0V259L3 260L2 261L3 264H10V262H12V260L8 257ZM19 251L21 252V250H19ZM14 255H16V253ZM132 255H133L134 258H136L135 256L137 254H132ZM42 257H44V256H42ZM27 258H28V256H27ZM27 258H26V260H27ZM220 260H221V258L218 257L217 264L220 262ZM34 261L36 263H40V264H42V262H43V260L40 259V258H35ZM208 261H211V260H207L206 259V262H208ZM73 262H75V261H72V263ZM123 263L124 264L125 263L126 264L127 263L128 264H131V263H135L136 264V263H139V260L137 261L136 259H134V260L122 259V264ZM47 264H49V263H47ZM59 264H63V261L60 260ZM214 264H216V263H214ZM222 264H230V263H227V262L224 263V261H223ZM240 264H247V262H241ZM252 264H262V263L260 261L259 263L253 262Z\"/></svg>","mask_w":264,"mask_h":264},{"label":"snow or ice","instance_id":"snow-or-ice-1","mask_svg":"<svg viewBox=\"0 0 264 264\" xmlns=\"http://www.w3.org/2000/svg\"><path fill=\"white\" fill-rule=\"evenodd\" d=\"M262 129H264V125H262V126L256 128V131H261Z\"/></svg>","mask_w":264,"mask_h":264},{"label":"clouds","instance_id":"clouds-1","mask_svg":"<svg viewBox=\"0 0 264 264\" xmlns=\"http://www.w3.org/2000/svg\"><path fill=\"white\" fill-rule=\"evenodd\" d=\"M193 7V6H192ZM168 37V33L163 34L164 40Z\"/></svg>","mask_w":264,"mask_h":264}]
</instances>
